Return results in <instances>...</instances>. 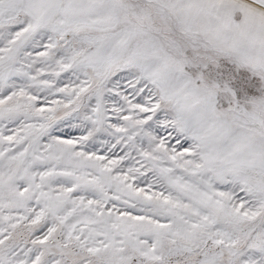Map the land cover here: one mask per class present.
Masks as SVG:
<instances>
[{"label":"snow or ice","instance_id":"snow-or-ice-1","mask_svg":"<svg viewBox=\"0 0 264 264\" xmlns=\"http://www.w3.org/2000/svg\"><path fill=\"white\" fill-rule=\"evenodd\" d=\"M0 264H264V0H0Z\"/></svg>","mask_w":264,"mask_h":264}]
</instances>
